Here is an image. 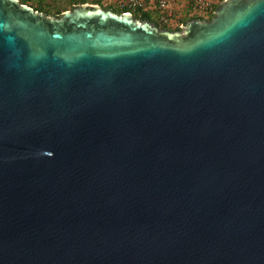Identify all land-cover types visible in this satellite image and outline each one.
I'll use <instances>...</instances> for the list:
<instances>
[{"label":"water","instance_id":"water-1","mask_svg":"<svg viewBox=\"0 0 264 264\" xmlns=\"http://www.w3.org/2000/svg\"><path fill=\"white\" fill-rule=\"evenodd\" d=\"M0 264H264V0H0Z\"/></svg>","mask_w":264,"mask_h":264},{"label":"built area","instance_id":"built-area-1","mask_svg":"<svg viewBox=\"0 0 264 264\" xmlns=\"http://www.w3.org/2000/svg\"><path fill=\"white\" fill-rule=\"evenodd\" d=\"M153 4V6H152ZM120 9H125L126 12L133 16L134 13L153 10L155 7L158 11V24L166 27L181 28L185 23L183 16L179 13H174L169 0H119L115 3ZM214 1L204 2L196 0L193 6V13L190 17H199L204 20L214 14Z\"/></svg>","mask_w":264,"mask_h":264},{"label":"rangeland","instance_id":"rangeland-1","mask_svg":"<svg viewBox=\"0 0 264 264\" xmlns=\"http://www.w3.org/2000/svg\"><path fill=\"white\" fill-rule=\"evenodd\" d=\"M119 0H102V7H107V5L112 2V3H116L118 2ZM170 1V0H169ZM214 1V0H213ZM223 0H215L214 1V4L217 5V4H220ZM90 2V1H88ZM171 2V1H170ZM77 1L75 0H27V6H33V7H36V8H39V6L41 8H43L44 10L50 12L48 14H50V16H54L53 14H55V12L57 10L59 11H64V10H71L73 5H77ZM105 3L107 5H105ZM87 4H91V3H87ZM183 5H185V2L182 3ZM91 5H97V4H91ZM100 6V5H99ZM187 6V5H186ZM185 6V7H186ZM76 7V6H75ZM113 8H116L115 5L114 6H111ZM117 9V8H116ZM180 9V8H179ZM179 9H177L178 11H180ZM185 11L187 10L186 13H180L183 18L185 15H190L193 13V7L192 8H186L184 9ZM152 23V22H151ZM158 23V22H157ZM155 24V23H153ZM157 25V24H156ZM159 28L162 29V25L158 24L157 25ZM169 29L172 31L174 28L172 27H169Z\"/></svg>","mask_w":264,"mask_h":264},{"label":"trees","instance_id":"trees-1","mask_svg":"<svg viewBox=\"0 0 264 264\" xmlns=\"http://www.w3.org/2000/svg\"><path fill=\"white\" fill-rule=\"evenodd\" d=\"M18 1H19L21 4H25V5L27 4V0H18ZM75 1H77L78 3H77V5H73L72 9H74L75 6H79V5L86 4V3H91V4H97V5H100V7L103 8L104 10H112L114 13H117V14H121V13L126 12L125 9H120L117 5H115V4L112 3V2H110L108 5L105 3V5H107V7H102V5H103L102 0H75ZM88 1H90V2H88ZM114 5H115V7L117 6V7H116L117 9L111 7V6H114ZM218 6H219V4L214 5V10H216V9L218 8ZM29 7L33 8L34 10H36V11H38V12H41V13H44L45 15H49V16H50V14H48V13H50V12L44 10V9L41 8L40 6H39V8H36V7H33V6H29ZM72 9H71V10H72ZM64 11H67V10H64ZM64 11H63V10H62V11L57 10V11L55 12V14H53V15H54L55 17H59ZM149 12H151V11L148 10V11H143V12H137V13H134V14H133V17H134L135 19H139V20H148V21H150V22H152V23H155V25H156V24L158 25L157 22H155V21L152 20V18H151L150 15L148 14ZM212 16H213V15H211V16L208 18V20H210V19L212 18ZM197 18H199V17H190V18H188V19H184L183 22L186 23V22H188V21H190V20L197 19ZM161 27H162V29H167V30L171 31V30L169 29V27H166V26H164V25H162ZM179 30H180L179 28H174L172 31H179Z\"/></svg>","mask_w":264,"mask_h":264},{"label":"crops","instance_id":"crops-1","mask_svg":"<svg viewBox=\"0 0 264 264\" xmlns=\"http://www.w3.org/2000/svg\"><path fill=\"white\" fill-rule=\"evenodd\" d=\"M170 1H171L170 4L172 6L173 12L180 14V13H186L187 12V10L185 11L184 9L192 8L194 6V3L196 0H170ZM202 1L211 2L213 0H202ZM183 2H185V5L182 4ZM152 3H154V0H152ZM152 6H153V4H152ZM153 8L154 9L151 10V12H149L148 14L150 15V17L152 18L153 21L158 22V11L155 7H153ZM177 9H179L180 11H178ZM188 18H189V15H185L183 19H188Z\"/></svg>","mask_w":264,"mask_h":264}]
</instances>
